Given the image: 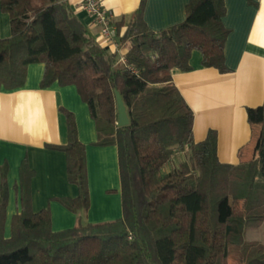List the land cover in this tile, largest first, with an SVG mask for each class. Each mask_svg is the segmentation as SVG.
I'll return each mask as SVG.
<instances>
[{"label":"trees","instance_id":"obj_1","mask_svg":"<svg viewBox=\"0 0 264 264\" xmlns=\"http://www.w3.org/2000/svg\"><path fill=\"white\" fill-rule=\"evenodd\" d=\"M0 4L11 20V36L0 39V89L22 87L35 63L45 65L43 87L75 85L96 123V145L118 148L123 210L116 220L80 219L55 231L49 209L31 208L33 171L24 161L22 209L6 238L4 165L0 264H264V244L246 239L248 229L264 222V106L248 109L250 122L261 126L257 158L222 163L215 131L194 142V112L172 79L174 69L191 70L194 50L202 53L205 67L227 70L224 0H191L186 19L159 32L148 26L142 0L125 32L118 25L120 42L129 47L125 63L94 39L69 0ZM117 91L127 107L128 126H118ZM66 115L68 142L50 147L66 154L68 180L78 196L57 200L73 213H87L86 146L74 114ZM179 151L187 158L167 170Z\"/></svg>","mask_w":264,"mask_h":264},{"label":"crops","instance_id":"obj_2","mask_svg":"<svg viewBox=\"0 0 264 264\" xmlns=\"http://www.w3.org/2000/svg\"><path fill=\"white\" fill-rule=\"evenodd\" d=\"M142 0H102L120 25L121 34L131 23ZM191 0H146L145 20L155 32L186 19ZM223 23L229 30L225 44L227 70L205 67L198 50L191 55L189 71L174 69L172 79L194 112L193 137L203 142L210 131L217 134V154L222 163L240 164L257 158L261 126L251 123L249 108L264 106V0H224ZM75 15L94 39L109 46L122 58L127 44L102 41L100 27L82 8L81 0H69ZM11 36L9 14L0 4V39ZM45 65L31 64L26 81L16 89H0V200L2 168L7 166L8 203L5 212V237L11 236L13 218L21 212V167L28 162L31 208L49 209L55 231L84 222L101 223L122 217V196L118 148L96 145V123L75 85L55 82L42 86ZM66 111L75 116L80 141L86 146L90 209L73 213L57 199L76 198L78 188L68 180L67 156L50 146L68 142ZM183 153L182 151H180ZM250 242L264 244V222L246 232Z\"/></svg>","mask_w":264,"mask_h":264},{"label":"built area","instance_id":"obj_3","mask_svg":"<svg viewBox=\"0 0 264 264\" xmlns=\"http://www.w3.org/2000/svg\"><path fill=\"white\" fill-rule=\"evenodd\" d=\"M82 8L93 19L95 25L100 27L102 41L106 44L119 46V31L116 14L109 8L105 7L102 0H81ZM125 63V56L119 59Z\"/></svg>","mask_w":264,"mask_h":264},{"label":"water","instance_id":"obj_4","mask_svg":"<svg viewBox=\"0 0 264 264\" xmlns=\"http://www.w3.org/2000/svg\"><path fill=\"white\" fill-rule=\"evenodd\" d=\"M116 101L118 108V126H128L130 124V118L127 112V107L119 91L116 92Z\"/></svg>","mask_w":264,"mask_h":264},{"label":"rangeland","instance_id":"obj_5","mask_svg":"<svg viewBox=\"0 0 264 264\" xmlns=\"http://www.w3.org/2000/svg\"><path fill=\"white\" fill-rule=\"evenodd\" d=\"M187 158V154L176 152L174 157L172 158L169 165H167L166 169L169 170L171 167H176L178 164L182 161H184ZM233 263V262H232ZM235 263V262H234Z\"/></svg>","mask_w":264,"mask_h":264}]
</instances>
